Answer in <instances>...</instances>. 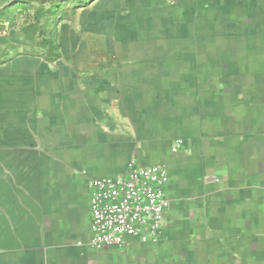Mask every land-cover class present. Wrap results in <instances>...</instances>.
I'll use <instances>...</instances> for the list:
<instances>
[{
    "label": "crops",
    "instance_id": "0c3cea01",
    "mask_svg": "<svg viewBox=\"0 0 264 264\" xmlns=\"http://www.w3.org/2000/svg\"><path fill=\"white\" fill-rule=\"evenodd\" d=\"M150 2L0 65V264H264V0ZM132 160L170 171L164 227L95 249L90 181Z\"/></svg>",
    "mask_w": 264,
    "mask_h": 264
},
{
    "label": "built area",
    "instance_id": "2783aa9c",
    "mask_svg": "<svg viewBox=\"0 0 264 264\" xmlns=\"http://www.w3.org/2000/svg\"><path fill=\"white\" fill-rule=\"evenodd\" d=\"M169 177L165 165H141L132 160L121 176L93 178L91 246L99 250L124 247L134 237L157 242L170 207Z\"/></svg>",
    "mask_w": 264,
    "mask_h": 264
},
{
    "label": "trees",
    "instance_id": "16d2710c",
    "mask_svg": "<svg viewBox=\"0 0 264 264\" xmlns=\"http://www.w3.org/2000/svg\"><path fill=\"white\" fill-rule=\"evenodd\" d=\"M96 0H10L0 6L1 36L5 30L6 22L17 29L15 35L20 39L17 45L13 38H5L0 41V65L12 61L19 55H27L29 48L38 53L30 54L39 57L49 63L56 62L61 58L58 41L59 25L64 21H73L77 11L83 9ZM73 3L71 9L67 6ZM21 5L24 11L30 12L21 25H16V18L12 8ZM6 21V22H5ZM8 28V27H7ZM4 47V49H3ZM25 48L24 50H21ZM18 50V51H16ZM22 53H21V52ZM17 53L14 57L13 54Z\"/></svg>",
    "mask_w": 264,
    "mask_h": 264
},
{
    "label": "rangeland",
    "instance_id": "374dc122",
    "mask_svg": "<svg viewBox=\"0 0 264 264\" xmlns=\"http://www.w3.org/2000/svg\"><path fill=\"white\" fill-rule=\"evenodd\" d=\"M8 1H10V0H0V6L1 5H3V4H7L8 3ZM110 1L111 0H98V6H100V7H105V8H107L106 6L108 5V3H110ZM162 1V3H163V5L164 6H167V7H174V9H178V11L179 10H182L183 11V7H182V4H181V2H180V0H151V2H150V5L149 6H151L152 4H156V3H158V2H161ZM96 2V1H95ZM94 2V3H95ZM94 3H92V4H90L89 6H87V7H85V8H83V9H80V10H78L77 11V14H76V16L74 17V19H73V23L75 24L76 22H77V19L80 17V16H82V14L83 13H85V12H92V11H94V7L96 6ZM95 5V6H94ZM102 5V6H101ZM154 5H152V6H154ZM157 5V4H156ZM155 5V6H156ZM72 6H73V3H69V5L67 6V8L68 9H71L72 8ZM17 8H19V10L18 11H16V8L14 7V8H12V12H13V15H14V17L16 18V25H21V24H23V22H24V20H25V18H26V15H29V13H31V11L30 12H27V11H24L23 9H22V6L21 5H18V6H16ZM184 20V19H183ZM6 22V21H5ZM9 22V21H8ZM8 22H6V25H5V30H4V32H3V34H2V36H1V33H2V29H1V27H0V41L2 40V39H5V38H7V37H9V38H13V42L15 43V44H19L20 43V39L19 38H17L16 37V35H15V32L17 31V29H15L14 27H11V25H9L8 24ZM233 22V21H232ZM232 22H230V23H232ZM8 27V28H7ZM231 27V26H230ZM88 40V39H87ZM90 40V39H89ZM95 41V40H94ZM94 43H96V41L94 42ZM97 44V43H96ZM3 49H4V47H3ZM25 48H23V49H21V50H24ZM98 49V48H97ZM103 50V49H102ZM16 51H18V50H16ZM21 52V51H20ZM22 53V52H21ZM27 53V55L25 54V55H19V56H30V54H36V53H38L35 49H33V48H29V50L26 52ZM16 54L17 53H14L13 54V56L15 57L16 56ZM19 56H17V57H19ZM12 180H14L13 179V177H12ZM11 180V181H12ZM12 194H10V196H7V198H9V200L11 201V202H13V198L15 197V198H20L21 196H22V190H21V188H20V183L18 182V181H12V186H11V191H10ZM26 223H27V220L25 221ZM24 239V235H21V240H23ZM24 246H23V244L21 245V248H20V253H22V251L24 252ZM22 249V250H21ZM36 263V264H39V258L38 257H32V259H31V263Z\"/></svg>",
    "mask_w": 264,
    "mask_h": 264
}]
</instances>
